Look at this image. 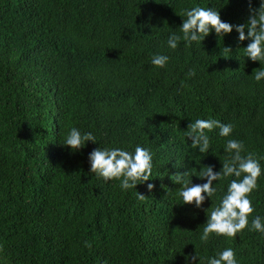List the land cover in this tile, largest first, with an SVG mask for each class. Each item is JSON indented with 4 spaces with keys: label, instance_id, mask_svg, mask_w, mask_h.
<instances>
[{
    "label": "trees",
    "instance_id": "trees-1",
    "mask_svg": "<svg viewBox=\"0 0 264 264\" xmlns=\"http://www.w3.org/2000/svg\"><path fill=\"white\" fill-rule=\"evenodd\" d=\"M224 3L0 0V264H190L195 252L206 264L225 247L239 264H264V235L247 228L199 239L231 177L201 208L181 204L171 179L218 171L228 157L218 129L205 130L208 153L191 147L187 129L198 118L232 123L230 138L264 157V80L251 76L260 65L244 57L249 41L233 30L177 50L165 44L185 8L221 4L223 21L246 22L248 0ZM156 53L169 55L165 67L151 64ZM72 127L97 143L70 152L61 143ZM136 145L153 154L150 180L136 189L89 172L94 148ZM258 184L250 199L264 216V178Z\"/></svg>",
    "mask_w": 264,
    "mask_h": 264
},
{
    "label": "clouds",
    "instance_id": "clouds-1",
    "mask_svg": "<svg viewBox=\"0 0 264 264\" xmlns=\"http://www.w3.org/2000/svg\"><path fill=\"white\" fill-rule=\"evenodd\" d=\"M224 3V0H223ZM228 3V0H227ZM224 3V4H227ZM249 3V15L245 23L232 24L223 21L219 6H194L185 8L182 24L178 27L179 34L173 31L166 39V47L177 50L181 43L185 46L201 44L210 33H215L217 38L230 34L233 30L238 34V42L249 41L243 47L244 57L253 62H259L258 70L253 71L252 78L257 82L264 80V0H258V7H251ZM246 30V31H245ZM230 52L227 47L223 48ZM169 62V55L163 53L153 54L151 64L157 68H163ZM218 129V136L228 138L223 146V151L228 154L227 159L222 162L218 171L213 166H203L196 172L190 170L177 173L171 177L175 184L180 185L178 196L181 204L194 205L201 208L204 201L213 197L218 192V183L228 180L226 189H220L222 195L217 206L213 207L206 216L199 239L207 242L211 235L234 238L238 233L247 228L249 232L264 235V216L253 215L255 209L250 194L258 189V181L264 178V165L261 161L264 157L246 149L242 140L232 137L234 125L222 123L217 119H196L191 122L187 129V137L191 138V147L200 154H206L210 150V137L207 132ZM87 142L97 143L92 132H82L72 127L65 137L62 146L67 147L70 152H79ZM89 172L103 178L106 182L119 181L122 191L136 189L138 184L150 180L153 169V154L143 146L136 145L132 151L124 147H97L88 153ZM190 176V178H189ZM205 179L202 184H193L192 177ZM154 188L152 183L147 184V189ZM145 196L140 195V199ZM208 209V208H207ZM206 209V210H207ZM251 221H249V217ZM85 246L90 243L85 241ZM201 264L202 258L198 253L186 256V262L190 264ZM206 264H239L236 251L232 247H225L214 256L207 257Z\"/></svg>",
    "mask_w": 264,
    "mask_h": 264
}]
</instances>
